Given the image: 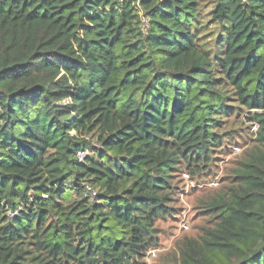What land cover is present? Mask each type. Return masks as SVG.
<instances>
[{
    "label": "trees",
    "instance_id": "obj_1",
    "mask_svg": "<svg viewBox=\"0 0 264 264\" xmlns=\"http://www.w3.org/2000/svg\"><path fill=\"white\" fill-rule=\"evenodd\" d=\"M233 114L253 144L180 264H264V0H0V264H138Z\"/></svg>",
    "mask_w": 264,
    "mask_h": 264
},
{
    "label": "rangeland",
    "instance_id": "obj_2",
    "mask_svg": "<svg viewBox=\"0 0 264 264\" xmlns=\"http://www.w3.org/2000/svg\"><path fill=\"white\" fill-rule=\"evenodd\" d=\"M210 10V2L201 3L198 33L201 43L214 52L215 40L222 31L212 21ZM245 115L233 114L222 120L219 134H224L226 142L221 144L220 155L206 175L191 178L184 168L173 173L175 190L169 205L173 212L156 222L158 241L138 264H180V251L186 239L199 240L202 230L214 225L215 214L208 211L206 204L230 185L231 170L253 144L255 126Z\"/></svg>",
    "mask_w": 264,
    "mask_h": 264
},
{
    "label": "built area",
    "instance_id": "obj_3",
    "mask_svg": "<svg viewBox=\"0 0 264 264\" xmlns=\"http://www.w3.org/2000/svg\"><path fill=\"white\" fill-rule=\"evenodd\" d=\"M85 154H86V152L79 151V152L77 153V158H78L80 161H82V160L84 159V157H85ZM86 191H87V193H88L89 195L94 196V193H95V192H94L90 187H86Z\"/></svg>",
    "mask_w": 264,
    "mask_h": 264
}]
</instances>
